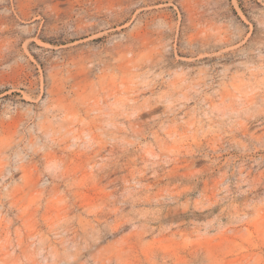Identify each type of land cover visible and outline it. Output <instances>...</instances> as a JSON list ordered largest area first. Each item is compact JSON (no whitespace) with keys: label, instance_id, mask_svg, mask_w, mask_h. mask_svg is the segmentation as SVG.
Returning <instances> with one entry per match:
<instances>
[{"label":"rangeland","instance_id":"obj_1","mask_svg":"<svg viewBox=\"0 0 264 264\" xmlns=\"http://www.w3.org/2000/svg\"><path fill=\"white\" fill-rule=\"evenodd\" d=\"M0 264H264V0H0Z\"/></svg>","mask_w":264,"mask_h":264}]
</instances>
